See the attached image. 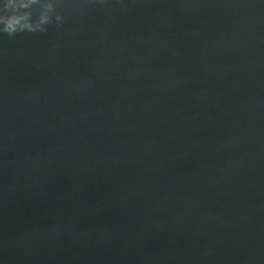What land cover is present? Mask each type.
Here are the masks:
<instances>
[{"label": "water", "instance_id": "water-1", "mask_svg": "<svg viewBox=\"0 0 264 264\" xmlns=\"http://www.w3.org/2000/svg\"><path fill=\"white\" fill-rule=\"evenodd\" d=\"M61 7L0 35V264H264V0Z\"/></svg>", "mask_w": 264, "mask_h": 264}, {"label": "clouds", "instance_id": "clouds-1", "mask_svg": "<svg viewBox=\"0 0 264 264\" xmlns=\"http://www.w3.org/2000/svg\"><path fill=\"white\" fill-rule=\"evenodd\" d=\"M103 3L104 0H99ZM61 0H3L0 3V35L45 33L49 25L64 21Z\"/></svg>", "mask_w": 264, "mask_h": 264}]
</instances>
